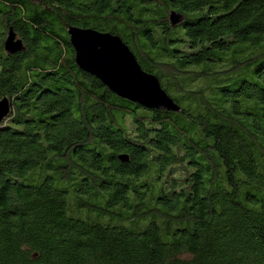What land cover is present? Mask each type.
Here are the masks:
<instances>
[{
  "label": "trees",
  "instance_id": "16d2710c",
  "mask_svg": "<svg viewBox=\"0 0 264 264\" xmlns=\"http://www.w3.org/2000/svg\"><path fill=\"white\" fill-rule=\"evenodd\" d=\"M71 27L179 111L79 70ZM2 99L0 264H264V0H0Z\"/></svg>",
  "mask_w": 264,
  "mask_h": 264
},
{
  "label": "water",
  "instance_id": "95a60500",
  "mask_svg": "<svg viewBox=\"0 0 264 264\" xmlns=\"http://www.w3.org/2000/svg\"><path fill=\"white\" fill-rule=\"evenodd\" d=\"M180 20L181 16L170 14L173 26ZM67 35L79 70L99 80L111 93L148 110L179 111L178 106L162 90L158 79L141 69L120 38L74 27L67 30ZM4 49L9 53L22 50L21 42L15 41L12 32H9L4 42ZM8 114V101L2 99L0 123ZM119 159L127 161L126 156H120Z\"/></svg>",
  "mask_w": 264,
  "mask_h": 264
},
{
  "label": "rangeland",
  "instance_id": "374dc122",
  "mask_svg": "<svg viewBox=\"0 0 264 264\" xmlns=\"http://www.w3.org/2000/svg\"><path fill=\"white\" fill-rule=\"evenodd\" d=\"M179 33H180V32H179ZM195 85H197V82L191 84L192 87L195 86ZM29 183H30L31 185H36V184H37V179L31 177Z\"/></svg>",
  "mask_w": 264,
  "mask_h": 264
}]
</instances>
